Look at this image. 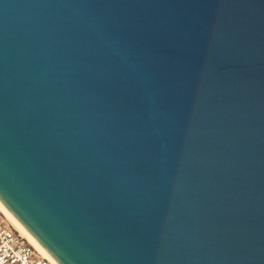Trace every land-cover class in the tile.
<instances>
[{
	"label": "water",
	"instance_id": "obj_1",
	"mask_svg": "<svg viewBox=\"0 0 264 264\" xmlns=\"http://www.w3.org/2000/svg\"><path fill=\"white\" fill-rule=\"evenodd\" d=\"M0 201L59 264H264V0H0Z\"/></svg>",
	"mask_w": 264,
	"mask_h": 264
},
{
	"label": "built area",
	"instance_id": "obj_2",
	"mask_svg": "<svg viewBox=\"0 0 264 264\" xmlns=\"http://www.w3.org/2000/svg\"><path fill=\"white\" fill-rule=\"evenodd\" d=\"M0 264H53L0 217Z\"/></svg>",
	"mask_w": 264,
	"mask_h": 264
},
{
	"label": "bare ground",
	"instance_id": "obj_3",
	"mask_svg": "<svg viewBox=\"0 0 264 264\" xmlns=\"http://www.w3.org/2000/svg\"><path fill=\"white\" fill-rule=\"evenodd\" d=\"M0 211L11 221L17 230L31 243L44 257L49 259L53 264H59L43 246L29 233V231L17 220V218L8 210L0 201Z\"/></svg>",
	"mask_w": 264,
	"mask_h": 264
},
{
	"label": "rangeland",
	"instance_id": "obj_4",
	"mask_svg": "<svg viewBox=\"0 0 264 264\" xmlns=\"http://www.w3.org/2000/svg\"><path fill=\"white\" fill-rule=\"evenodd\" d=\"M0 217H2L7 223H9L12 227L15 228V226L11 223V221L1 211H0Z\"/></svg>",
	"mask_w": 264,
	"mask_h": 264
}]
</instances>
